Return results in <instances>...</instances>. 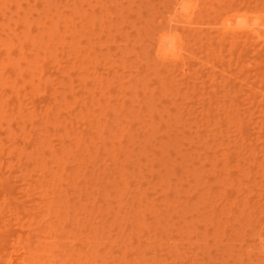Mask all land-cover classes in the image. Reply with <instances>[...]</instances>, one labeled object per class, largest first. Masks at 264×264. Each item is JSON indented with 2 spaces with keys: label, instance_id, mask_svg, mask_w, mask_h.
Returning a JSON list of instances; mask_svg holds the SVG:
<instances>
[{
  "label": "rangeland",
  "instance_id": "374dc122",
  "mask_svg": "<svg viewBox=\"0 0 264 264\" xmlns=\"http://www.w3.org/2000/svg\"><path fill=\"white\" fill-rule=\"evenodd\" d=\"M9 1L14 9L5 10L8 3L0 7V62H12L16 71L0 72V80L8 86L21 82L14 97L22 110L13 112L23 111L20 120L28 123L8 125L9 114L2 121L7 135L0 137V148L2 144L14 157L5 154L0 166L3 178L15 188L10 186L14 200L8 199L6 212L0 211L5 217L0 215V229L8 222L17 229L13 225L19 221L22 231L37 232L44 221L42 231L55 230V236L50 245L36 247L42 257L52 253L55 264H264V33L243 42L248 31L264 29V0H195L199 5L192 0L196 21L189 25L184 16H174L176 0H30L20 16L16 10L24 0ZM27 21L34 25L30 33ZM91 24L98 26L90 28ZM151 24L154 31L148 29ZM167 25L187 35L189 48L183 59L189 65L158 61L155 35ZM25 28L29 44L22 48L21 42L11 40ZM44 44L50 51L40 49ZM11 45L16 47L13 56ZM16 59L27 65L23 69L31 65L35 76L21 77ZM43 84L51 87L45 90ZM65 96L66 104L60 102ZM8 103L5 112L12 110ZM52 125L64 133L51 131ZM37 142L47 154L42 148L35 151ZM80 143L84 146L79 150ZM40 199L43 209L36 206ZM8 209L32 210L35 216L31 212L20 217L14 211L15 216L10 215Z\"/></svg>",
  "mask_w": 264,
  "mask_h": 264
},
{
  "label": "bare ground",
  "instance_id": "6f19581e",
  "mask_svg": "<svg viewBox=\"0 0 264 264\" xmlns=\"http://www.w3.org/2000/svg\"><path fill=\"white\" fill-rule=\"evenodd\" d=\"M34 1V0H33ZM101 1V0H100ZM174 2H175V0H173ZM192 0H176V2L174 3V6H173V9H174V16H184V18L187 20H185L186 22H187V24L189 25V24H191L190 22H192V21H194L195 19V17L194 18H192L194 15V13H193V7H194V3L192 4L193 5V7L192 8H190L192 5H191V2ZM195 1V0H194ZM219 1H221V0H219ZM24 4H20V7L18 8V11L16 10V12L18 13L17 15H19L20 16V14H21V12L22 11H24L25 10V8H26V6L27 5H30V3H31V1L30 0H27V2L24 0ZM29 2V3H28ZM36 2V1H35ZM262 2H264V1H262ZM4 3H12V1H9V0H6V1H4V2H0V7H1V5H3ZM27 3V4H26ZM62 3V2H61ZM97 3H98V1H97ZM209 3V2H208ZM219 3V2H218ZM217 3V4H218ZM9 4V6L8 7H6L5 8V10L7 9V10H11V9H14L15 8V6L14 5H10ZM197 3H196V1H195V5H196ZM207 4V3H206ZM206 4H205V7H206ZM221 4V3H220ZM224 4H225V2H224ZM62 5V4H61ZM197 5H199V2H198V4ZM261 5V4H260ZM204 6V5H203ZM215 6V5H214ZM58 7V6H57ZM216 7V6H215ZM217 7H219V6H217ZM216 7V8H217ZM224 7H226V6H224ZM27 8H28V6H27ZM198 8V7H197ZM197 8H195V9H197ZM203 8V7H202ZM207 8H208V6H207ZM220 8V7H219ZM221 8H223V6L221 7ZM262 8V7H261ZM58 9V8H57ZM209 9V8H208ZM215 9V8H214ZM258 9V8H257ZM1 10V9H0ZM5 10H2V11H5ZM28 10H30V9H28ZM74 10H76V9H74ZM102 10V9H101ZM199 10V9H198ZM201 10H203V9H201ZM200 10V11H201ZM211 10V9H210ZM262 10V9H261ZM33 11V10H32ZM54 11V10H53ZM107 11H109V10H107ZM161 11V10H160ZM205 11H207V10H205ZM262 11H264V10H262ZM57 13H58V10L56 11ZM72 12V11H71ZM169 12H171V11H169ZM199 12V11H198ZM27 13V12H26ZM44 13V12H43ZM46 13V12H45ZM44 13V14H45ZM51 13V12H50ZM56 13V14H57ZM200 13H202V12H200ZM200 13H199V15H200ZM204 13V12H203ZM206 14H207V12H205ZM93 14H95V13H93ZM168 14V13H167ZM173 13L171 12L170 13V17H173L174 19H178L177 17L175 18L173 15H172ZM96 15V14H95ZM209 15V14H208ZM18 16V17H19ZM58 16V15H57ZM94 16V15H93ZM104 16V15H103ZM262 16V15H261ZM261 16H259V18H261ZM48 17V16H47ZM96 17V16H95ZM168 17V16H167ZM255 17V16H254ZM172 18V19H173ZM49 19V18H48ZM52 19H54V18H52ZM52 19H51V21H52ZM97 19V18H96ZM173 19V20H174ZM193 19V20H192ZM255 19V18H254ZM73 20V19H72ZM88 20V19H87ZM94 20V19H93ZM151 20V19H150ZM192 20V21H191ZM26 20H24V22H25ZM50 21V20H49ZM98 22L99 21H101V20H97ZM148 21V20H147ZM160 21V20H159ZM158 21V22H159ZM179 21V20H178ZM184 21V20H183ZM196 21V20H195ZM153 22V21H152ZM156 23V24H158V26L159 25H162V22L159 24V23ZM173 23L175 22V21H172ZM172 22H171V24H172ZM212 22V21H211ZM3 23L5 24H7V20H3ZM54 23V22H53ZM154 23V22H153ZM193 23V22H192ZM49 24V26H50V23H48ZM101 24V23H100ZM170 24V23H169ZM171 24H170V26H171ZM175 24V23H174ZM174 24H172V25H174ZM203 24H206V23H203ZM58 25V24H57ZM92 25V24H91ZM95 25V26H94ZM207 25H209V24H207ZM9 26H10V24H9ZM15 26L16 27H18L16 30H14L15 32H17L18 31V29H19V27L21 26L20 25V21L19 22H16L15 23ZM26 26H27V29H28V32L30 33V32H32V28H33V23H31V22H29V21H27V24H26ZM48 26V27H49ZM56 26V25H55ZM96 26H98V24H93L90 28H93V27H96ZM157 26V27H158ZM168 26V27H167ZM166 27H167V29H162L161 28V30L159 29V32L157 31V34L155 35V39L156 40H154L153 39V36H152V39L155 41V45H154V48H155V52H156V57L158 58V61L159 60H162L163 62H164V60L166 61V62H169V63H172V61H175V62H179V61H181V63L183 64L182 66L184 67V65H189V64H185V62H184V59L186 58L185 57V53L187 52V49L189 48L188 46H187V41H189V39L188 40H186V39H184V37L185 38H188L187 37V35H183V34H180V33H178V29H172V28H174V26L173 27H169V25H167ZM261 26H262V24H261ZM53 28H54V24H53V26H52ZM51 27V28H52ZM88 27V26H87ZM155 27V26H154ZM165 27V28H166ZM258 27V26H257ZM52 28V29H53ZM89 28V29H90ZM106 28V27H105ZM176 28V27H175ZM1 29V28H0ZM55 29V28H54ZM53 29V30H54ZM102 29V28H101ZM148 29H149V31H151L150 29H153V31H154V28H153V26H152V24L151 25H149L148 26ZM148 29H147V31H146V29L144 30V31H146V32H148ZM158 28H156L155 30H157ZM50 30V29H49ZM51 30L52 31V33H50L49 34V36L51 35V34H53L54 33V31L56 30ZM62 30H64V29H62ZM100 30V29H99ZM107 30V29H106ZM180 31H182L181 29H179ZM42 31V30H41ZM97 31V30H96ZM105 31V30H104ZM43 32H44V30H43ZM45 32H46V29H45ZM90 32H91V30H90ZM100 32H102V31H100ZM185 32V31H184ZM183 32V33H184ZM207 32V31H206ZM205 32V33H206ZM23 33H26V35H27V31H26V28H25V31L23 30L20 34H15L14 35V37H15V39L14 38H12V35H9V37H7V38H12V43L13 44H15V43H19V42H21L22 43V48H25V46H26V44L28 45L29 44V36H26L25 34V36H23ZM84 33V32H83ZM152 33H154V32H152ZM191 33V32H190ZM189 33V34H190ZM196 33V32H195ZM198 33V32H197ZM248 34H250V35H247L246 36V34L245 33H243L242 35H241V37H244V36H246L244 39H245V41H243L244 43H249L250 41H251V39L253 38V35H257V36H259V35H261V33H264V29H260V31L258 30V28H254V29H252V30H250V31H248L247 32ZM85 34V33H84ZM88 34V33H87ZM101 34V33H100ZM150 34V33H149ZM187 34V33H186ZM89 35V34H88ZM87 35V36H88ZM183 35V36H182ZM199 35V34H198ZM84 36V35H83ZM51 37L52 36H50V39H51ZM7 38H6V40H7ZM44 38V37H43ZM194 38H196L195 36H193L191 39L192 40H194ZM203 38V37H202ZM201 38V39H202ZM197 39V38H196ZM200 39V40H201ZM203 39H205V38H203ZM203 39H202V41H203ZM243 39V40H244ZM18 42H17V41ZM48 40V39H47ZM199 40V39H198ZM212 40V39H211ZM250 40V41H249ZM149 41V40H148ZM211 42V41H210ZM47 43V42H46ZM190 43V42H189ZM154 44V43H153ZM213 44V43H212ZM44 45H46V44H44ZM12 46V45H11ZM11 46L9 47V49H8V51H11V54H10V56H13L14 54H12V51H16V47H13V48H11ZM16 46V45H15ZM186 47H188L187 49H186ZM39 48V47H38ZM40 49H42V51H44V52H46V51H50V49H51V46H49V45H46V46H44V47H42V46H40ZM88 49V48H87ZM90 49V48H89ZM193 49V48H192ZM87 51V50H86ZM89 51V50H88ZM243 52V51H242ZM137 53V52H136ZM189 53V52H188ZM249 53V52H248ZM47 54V53H46ZM138 54V53H137ZM138 55H140V54H138ZM190 55V54H189ZM244 55V52L242 53V56ZM248 55V54H247ZM185 57V58H184ZM184 58V59H183ZM153 59H154V57H153ZM152 59V60H153ZM188 59V58H187ZM189 60V59H188ZM140 61V60H139ZM183 61V62H182ZM14 62H16V64L20 67L21 66V70L19 71V74L21 75V77H27V76H29L28 78H30V77H32V75L33 76H35V72L34 71H32V69H33V67L31 66H29V68H26V69H23L22 67L23 66H26L27 67V65L26 64H24V63H22L19 59H16V60H14ZM19 62V63H18ZM142 62V61H141ZM158 63V62H157ZM190 63H191V61H190ZM95 64V63H94ZM150 64V63H149ZM148 64V65H149ZM173 64H175V63H173ZM178 64V63H177ZM180 64V63H179ZM14 65L15 64H13L12 62H7V60L6 59H4L3 61H1L0 62V72H4V71H13L14 73H15V71H16V69L14 68ZM96 65V64H95ZM146 65V64H145ZM169 65H171V64H169ZM176 65V64H175ZM143 66V65H142ZM11 67V68H10ZM173 67V66H172ZM176 67V66H175ZM177 67H178V65H177ZM176 67V68H177ZM183 67H182V70H183ZM255 67H256V65H255ZM142 68V67H141ZM159 68L160 69H157L158 70V72H159V70H163V69H161V67L159 66ZM174 68V67H173ZM179 68V67H178ZM155 69V68H154ZM181 69V68H180ZM185 69V68H184ZM187 69V68H186ZM185 69V70H186ZM260 69V68H259ZM148 70V69H147ZM179 70V69H178ZM184 70V71H185ZM262 70H264V69H262ZM154 71V73H155V70H153ZM152 71V72H153ZM166 71V70H165ZM184 71L182 72L181 71V74L183 73V76H185V74H184ZM188 71V70H187ZM108 73V72H107ZM159 73H161L162 74V72L160 71ZM163 73H165V72H163ZM169 73H170V71H169ZM169 73H166V74H169ZM186 73H188V72H186ZM10 74V73H9ZM144 75V74H143ZM147 75V74H146ZM165 74H163V76H164ZM180 75V74H179ZM44 76V75H43ZM110 76H111V74H110ZM142 76V75H141ZM168 76V75H167ZM187 76H189L188 74H187ZM187 76H185V77H187ZM108 78H109V74H108V76H107ZM143 77V76H142ZM144 77H145V75H144ZM250 77H251V75H250ZM166 79H167V77H165ZM164 78V79H165ZM200 78V77H199ZM210 78V77H209ZM248 78V77H247ZM7 79L9 80L10 79V77L8 76L7 77ZM33 79V78H32ZM42 79V78H41ZM40 79V80H41ZM111 79V78H110ZM134 79V78H133ZM163 79V78H162ZM164 79H163V81H164ZM165 79V81H167ZM187 79H190L189 77H187ZM3 80V79H2ZM43 80V79H42ZM5 81V80H4ZM1 82V80H0V82H1V86H2V88H5V91H6V95H3V96H1L0 95V137H1V139H2V136H4V135H7L2 129H3V127H4V125H6V124H4L3 125V123H2V121H4L5 119H7V117H6V114H9V115H7L8 116V122H7V124L8 125H12V122H13V125H19V124H21L20 122H24V123H26L27 121H22V120H20L21 118H22V116L24 115L25 116V114H23L22 112L23 111H18V112H13V111H16V108H18V105L20 104V102L19 103H17V99L14 97V95L16 94V92H15V89L18 87L17 86V84L19 85V84H21V82H17V83H14V82H11L10 83V85L11 86H8V83L7 82ZM10 81V80H9ZM18 81V80H17ZM79 81V80H78ZM216 81V80H215ZM33 82L35 83V82H37V81H35V79L33 80ZM81 82V81H80ZM100 82V81H99ZM103 82V81H102ZM167 82H169V80L167 81ZM15 85H14V84ZM42 83H44L43 81L41 82V85H42ZM103 83H105V82H103ZM102 83V84H103ZM166 82H164V84H165ZM195 83V82H194ZM45 84H47V83H45ZM45 84H43L44 85V87H45ZM102 84H101V86H102ZM66 85H67V83H66ZM106 85V84H105ZM123 85V84H122ZM174 85V84H173ZM214 85V84H213ZM8 86V87H7ZM14 86V87H13ZM27 86V85H26ZM40 86V85H39ZM47 86V85H46ZM49 86V85H48ZM47 86V87H48ZM62 86V85H61ZM104 86V85H103ZM102 86V87H103ZM164 86H166V84L164 85ZM176 86H178V85H176ZM13 87V88H12ZM43 87V86H42ZM47 87H45V90H46V88ZM51 86H49L48 87V89L50 88ZM63 87H64V85H63ZM68 87V86H67ZM100 87V86H99ZM162 87V86H161ZM31 89H33V87L31 88ZM64 89V88H63ZM63 89H61V90H63ZM167 89V88H166ZM16 90H18V89H16ZM60 90V91H61ZM97 90V89H96ZM103 90V89H102ZM105 90V89H104ZM124 90H125V88H124ZM162 90H163V88H162ZM67 91V90H66ZM65 91V92H66ZM101 91V90H100ZM177 91V90H176ZM196 91V90H195ZM32 92V94H33V92L34 91H31ZM68 92V91H67ZM125 92V91H124ZM164 92V91H163ZM202 92V91H201ZM15 93V94H14ZM59 93V92H58ZM112 93V92H111ZM126 93V92H125ZM53 94L54 95H56V92L54 93L53 92ZM59 94H61V92L59 93ZM106 94H110V93H106ZM206 94V93H205ZM211 94V93H210ZM97 95V94H96ZM216 95V94H215ZM58 96H60V95H58ZM7 98V101H5V102H2L1 100L2 99H4V98ZM148 97V96H147ZM57 98V97H56ZM224 98V97H223ZM57 99H59V97L57 98ZM56 99V100H57ZM61 99V98H60ZM210 99V98H209ZM12 100V101H11ZM62 100V101H61ZM60 100V102H63L64 104H66V100H67V98H66V96L65 97H62V99ZM218 100V99H217ZM12 102V104H13V107H12V110H10V111H6L5 112V108L6 107H4L5 105H4V103L8 106V102ZM19 101V100H18ZM58 102V101H57ZM261 103H264V101H261ZM16 104H18L17 105V107H16ZM62 103H60V105H61ZM87 104H89V103H87ZM253 104V103H252ZM10 105H11V103H10ZM21 105V104H20ZM63 105V104H62ZM85 105V104H84ZM210 105V104H209ZM262 105V104H261ZM12 106V105H11ZM22 106V105H21ZM63 106H65V105H63ZM207 106V105H206ZM85 107H86V105H85ZM204 107H205V105H204ZM48 108V107H47ZM47 108H46V110H45V112H47L48 110H50V109H48L47 110ZM82 108V107H81ZM88 108V107H87ZM117 108V107H116ZM18 109H21V107L20 108H18ZM83 109V108H82ZM84 109H86V108H84ZM83 109V110H84ZM232 109V108H231ZM1 110H3L4 111V113H3V111H1ZM22 110V109H21ZM88 110V109H87ZM234 110V109H233ZM144 111V110H143ZM10 112H11V114H12V112L13 113H15V114H10ZM22 113V114H21ZM41 113H43V112H41ZM82 113V112H81ZM234 113V112H233ZM45 114V113H44ZM49 114H51V113H47V115H49ZM53 114V113H52ZM4 115H5V117H4ZM11 115V116H10ZM16 115V116H15ZM22 115V116H21ZM79 115H80V113H79ZM84 115V114H83ZM86 115V114H85ZM84 115V117L86 118V116ZM88 115V114H87ZM99 115V114H98ZM233 115V114H232ZM24 116H23V118H24ZM44 116V115H43ZM50 116V115H49ZM48 116V117H49ZM89 117H90V115H88ZM21 117V118H20ZM46 117V116H45ZM67 118H68V116H66ZM83 117V118H84ZM88 117V118H89ZM198 117V116H197ZM200 117V116H199ZM207 117V116H206ZM236 117V116H235ZM5 118V119H4ZM22 118V119H23ZM51 118V117H50ZM57 118H59V117H57ZM61 118V117H60ZM59 118V119H60ZM65 118V117H64ZM98 118V117H97ZM208 118V117H207ZM3 119V120H2ZM45 119L46 118H43V120L45 121ZM56 119V118H55ZM53 120V122H54V119H52ZM61 120V119H60ZM89 120H90V118H89ZM197 120V119H196ZM12 121V122H11ZM46 121H47V119H46ZM51 121V120H50ZM66 121V120H65ZM67 121H68V119H67ZM91 121V120H90ZM96 121V120H95ZM199 121V120H198ZM202 121V120H201ZM49 122V121H48ZM52 122V121H51ZM61 122V121H60ZM59 122V123H60ZM23 123V124H24ZM28 123V122H27ZM47 123V122H46ZM62 123V122H61ZM88 122H86V124H87ZM50 124V123H49ZM53 124V123H52ZM64 124V123H63ZM65 124H67V125H69L68 124V122L67 123H65ZM65 124L64 125H62L61 124V126H65ZM198 124V123H197ZM196 124V125H197ZM29 125V124H28ZM34 125V124H33ZM42 125V124H41ZM85 125V124H84ZM169 125V124H168ZM43 126V125H42ZM58 125H56V127H57ZM99 126V125H98ZM166 126V125H165ZM207 126V125H206ZM50 127H53V125L52 126H50ZM49 127V128H50ZM54 127H55V125H54ZM51 128L50 130L51 131H53V129H56V130H58L59 132H63L64 133V131H62L61 130V127H57V128ZM67 127V129H68V126H65V128ZM92 127V126H91ZM63 128V127H62ZM200 129H201V127H200ZM63 130H64V128H63ZM203 130V129H202ZM49 131V130H48ZM66 132V131H65ZM18 132H16L14 135H16ZM50 133V132H49ZM57 133V132H56ZM62 133V134H63ZM54 134V133H53ZM68 134V133H67ZM44 135V134H43ZM57 135V134H56ZM215 135V134H214ZM61 136V135H60ZM63 136V135H62ZM93 136V135H92ZM9 137H12V133L10 134V136ZM8 136H5L4 138H9ZM15 137V136H14ZM27 137V136H26ZM42 137V136H41ZM45 137V136H44ZM65 137V136H64ZM83 137V136H82ZM21 138V137H20ZM40 138V137H39ZM1 139H0V142H2L1 141ZM10 139V138H9ZM8 139V140H9ZM13 139V138H12ZM42 139V138H41ZM57 139H58V137H57ZM66 139V138H65ZM78 139V138H77ZM87 139V138H86ZM20 140V139H19ZM23 140V139H22ZM26 140V139H25ZM38 140V139H37ZM62 140V139H61ZM68 140V139H67ZM142 140V139H141ZM4 141H5V139H4ZM28 141L29 140H27V142L26 141H24V143H23V146H25V144L26 143H28ZM58 141V140H57ZM64 141V140H63ZM66 141V140H65ZM77 141H80V140H77ZM83 141H84V139H83ZM6 142V141H5ZM8 142V141H7ZM26 142V143H25ZM35 142V140L33 141V143ZM38 142H39V140H38ZM37 142V143H38ZM42 142V141H41ZM45 141H43L42 143H44ZM17 143H18V140H17ZM31 142H29L28 144H30ZM36 143V142H35ZM40 143V142H39ZM39 143L37 144L38 145V148H39V146L41 145H39ZM68 143V142H67ZM76 143L77 142H75V145H76ZM86 143V142H85ZM28 144H26V147H28ZM60 144H64V143H60ZM83 144H84V142H83ZM82 144V145H83ZM210 144V143H209ZM232 144V143H231ZM32 146H33V144H31ZM30 145V146H31ZM36 145V146H37ZM43 145H45V143L43 144ZM49 145V144H48ZM65 145V144H64ZM80 146H79V150L80 149H82V145H81V143L79 144ZM85 145V144H84ZM83 145V146H84ZM36 146H34L33 148H35ZM88 146V145H87ZM86 146V147H87ZM91 146H93V145H91ZM1 147L2 148H0V159L2 158H4L3 156L6 154V152H7V150L5 149L6 147H4V146H2V144H1ZM4 147V148H3ZM44 147V146H43ZM48 147V146H47ZM81 147V148H80ZM37 148V150H35V151H37L38 152V150L39 151H41L42 149L44 150V148H42L41 146H40V148L38 149ZM42 148V149H41ZM46 148V147H45ZM66 148H68V147H66ZM93 148V147H92ZM41 149V150H40ZM64 149H65V147H64ZM88 149H89V147H88ZM91 149V148H90ZM22 150L23 149H21V152H22ZM25 150V149H24ZM34 150V149H33ZM42 150V151H43ZM85 149L83 148V150H81V151H84ZM87 150V149H86ZM20 151V150H19ZM18 151V152H19ZM26 151V150H25ZM45 151V150H44ZM49 151H50V149H49ZM59 151H63V150H59ZM66 151H68V150H66ZM66 151H64V152H66ZM89 151H91V150H89ZM3 152V153H2ZM16 152V151H15ZM24 152V151H23ZM56 152V151H55ZM78 152V151H77ZM8 153H9V151H8ZM10 153H12V152H10ZM33 154L34 153H36V152H32ZM38 153H40V152H38ZM44 153V152H43ZM45 153H46V151H45ZM54 153V152H53ZM17 154L18 153H16V157H18L17 156ZM21 154V153H20ZM47 154V153H46ZM46 154H44V155H46ZM57 154V153H56ZM81 154V153H80ZM32 155V154H31ZM30 154H29V156H31ZM43 155V154H42ZM66 155H68V154H66ZM6 156H8V157H10L11 158V160H12V158L14 157V155H7L6 154ZM20 156V155H19ZM22 156V155H21ZM33 156V155H32ZM32 156H31V158H32ZM39 156H41L40 154H39ZM39 156H37L36 155V157H37V159L39 158ZM51 156H53V155H51ZM55 156V155H54ZM81 156V155H80ZM79 156V157H80ZM129 156V155H128ZM132 156V155H131ZM130 156V157H131ZM28 157V156H27ZM35 157V156H34ZM44 157V156H43ZM50 157V156H49ZM160 157V156H159ZM179 157V156H178ZM200 157V156H199ZM6 159V158H5ZM3 160V161H5V162H3L4 163V165L3 166H5V163H7L6 162V160ZM20 159V158H19ZM24 159V158H23ZM26 159V158H25ZM36 159V160H37ZM50 159V158H49ZM55 159V158H54ZM56 159H57V157H56ZM172 159V158H171ZM249 159H251V158H249ZM22 160V159H21ZM34 160H35V158H34ZM35 160V161H36ZM53 160V159H52ZM58 160H59V157H58ZM7 161H8V158H7ZM49 161H51V160H49ZM56 161V160H55ZM169 161V160H168ZM168 161H166V163L165 164H167V162ZM242 161V160H241ZM57 162V161H56ZM62 162V161H61ZM59 163V162H58ZM57 163V164H58ZM130 163V162H129ZM162 163V162H161ZM160 163V164H161ZM174 163V162H173ZM11 164V163H10ZM51 164V163H50ZM152 164V163H151ZM175 164V163H174ZM173 164V165H174ZM7 165V164H6ZM53 165H54V163H53ZM60 165V164H59ZM163 165V164H162ZM52 166V165H51ZM64 166H66L65 164H64ZM63 166V167H64ZM10 167V166H9ZM43 167V166H42ZM46 167V166H45ZM54 167V166H53ZM56 167H57V165H56ZM56 167H54V170H59L60 169V167L58 168L57 167V169H55ZM170 167H171V165H170ZM40 168V167H39ZM48 168V167H47ZM11 169H13L12 168V166H11ZM21 169V168H20ZM42 169V168H41ZM45 169V168H44ZM49 170H50V168H48ZM62 169V168H61ZM65 169V168H64ZM3 167L2 166H0V211L1 212H3V209L5 210V212H6V206L9 204V200L8 199H10V200H12L13 199V197H10V192L12 191V187L10 188V186H13V185H10L11 183H9V185H8V182H7V180H6V178H3V176H2V174H3ZM40 170V169H39ZM46 170V169H45ZM34 171V170H33ZM43 171V170H42ZM61 171V170H60ZM25 172V171H24ZM24 172H22V173H24ZM48 173V172H47ZM46 173V174H47ZM51 173V172H50ZM53 173V172H52ZM61 173H63V172H61ZM61 173H58V174H61ZM45 174V175H46ZM4 175V174H3ZM32 175V174H31ZM43 175V174H42ZM41 175V176H42ZM56 175V174H55ZM62 175V174H61ZM67 175H68V173L65 175L66 177H67ZM11 176V175H10ZM35 176V175H34ZM52 176H53V174H52ZM57 176V175H56ZM59 176V175H58ZM6 177V176H5ZM44 177H46V176H44ZM51 177V176H50ZM62 177V176H61ZM37 178H39L40 179V175L37 177ZM49 178V177H48ZM47 178V179H48ZM52 178V177H51ZM54 178V177H53ZM52 178V179H53ZM58 179H60L59 177H57ZM70 178V177H69ZM24 179V178H23ZM58 179H56L57 181H58ZM65 179V178H64ZM13 180V179H12ZM14 181H21V178H20V180H14ZM37 181H39V180H37ZM42 181H43V179H42ZM36 182V181H35ZM40 182V181H39ZM44 182V181H43ZM60 182V181H59ZM59 182H56V183H59ZM54 183V182H53ZM26 184V183H25ZM36 184H37V182H36ZM60 184H61V182H60ZM19 185V184H18ZM24 185V184H23ZM52 185V184H51ZM57 186H58V184H56ZM61 185H63V184H61ZM15 186V185H14ZM13 186V187H14ZM19 186H21V185H19ZM25 186H27V184L25 185ZM39 186V185H38ZM53 186H55V184L53 185ZM52 186V187H53ZM56 186V187H57ZM40 187H41V184H40ZM15 188V187H14ZM23 188H25V187H23ZM29 188V187H28ZM54 188V187H53ZM10 189H11V191H10ZM45 189V188H44ZM22 190V189H21ZM43 190V189H42ZM54 190H56V189H54ZM29 190H26V192H28ZM31 191V190H30ZM88 191V190H87ZM13 192V191H12ZM19 192V191H18ZM22 194H23V196L25 197V195H24V192H22V191H20ZM25 192V193H26ZM41 192V191H40ZM45 192H46V190H45ZM52 192H53V190H51V194H52ZM61 192V191H60ZM93 192V191H92ZM21 193H19V194H21ZM59 193V192H58ZM57 192H56V194H58ZM8 194H9V197L10 198H8ZM14 194H15V192H14ZM55 194V193H54ZM54 194H53V196H54ZM56 194H55V197L54 198H56ZM11 195H13V194H11ZM45 195H47V194H45ZM61 195V194H60ZM59 195V196H60ZM94 195H96V192L94 193ZM19 196V195H18ZM26 196H28V194L26 195ZM40 196V195H39ZM39 196H38V198H39ZM93 196V195H92ZM20 197H21V195H20ZM20 197H18V198H20ZM23 197V198H24ZM30 197H31V195H30ZM63 197V196H62ZM22 198V199H23ZM82 198V197H81ZM16 199V198H15ZM21 199V200H22ZM27 199V198H26ZM26 199H24L25 201H28V200H26ZM31 199V198H30ZM63 199V198H62ZM94 199V198H93ZM14 200V199H13ZM12 200V201H13ZM41 200V199H40ZM39 200V201H40ZM51 200V203H53L52 202V199H50ZM50 200H47V201H50ZM54 200V199H53ZM115 200H116V198H115ZM24 201V202H25ZM66 201V200H65ZM91 201V200H90ZM23 202V203H24ZM29 202V201H28ZM44 201H40L39 203V205H36V206H40L41 204L43 205L44 203H43ZM55 202V201H54ZM36 204H38V203H36ZM48 204H50V202H48ZM64 204V203H63ZM41 205V206H42ZM66 205V204H65ZM9 206V205H8ZM31 206V205H30ZM40 206V208H42L43 209V207H41ZM50 206H52V205H50ZM57 206V205H56ZM31 207H33V206H31ZM46 207H48L47 205H46ZM58 207V206H57ZM92 207V206H91ZM15 208V207H14ZM14 208H12V209H14ZM34 208H35V205H34ZM40 208H38V207H36L35 208V210H39ZM93 208V207H92ZM18 209V208H17ZM31 209V208H30ZM58 209V208H57ZM89 209V208H88ZM9 210H11V209H8V211ZM15 210H16V208H15ZM23 211H25L24 213L22 212L21 213V211H14V210H11L12 212H8V213H10V215L11 214H13V211H14V213H16V212H20L21 214H17V215H22V214H24V215H27V214H29L30 215V213L32 212V210L30 211V212H27L25 209H22ZM34 210V209H33ZM54 210V209H53ZM52 210V211H53ZM56 210V209H55ZM77 210V209H76ZM75 210V211H76ZM86 210V209H85ZM91 210V209H90ZM138 210V209H137ZM254 210V209H253ZM256 210V209H255ZM40 211H42V210H40ZM51 211V212H52ZM93 211V210H92ZM0 212V213H1ZM4 212V213H5ZM36 212V211H35ZM39 212V211H38ZM56 212H58L57 210H56ZM66 212V211H65ZM27 213V214H26ZM37 213V212H36ZM60 213V212H59ZM95 213V212H94ZM3 214V213H2ZM7 214V213H6ZM32 214V217H34L35 215L33 214V212L31 213ZM39 214H40V212H39ZM42 214V213H41ZM83 214H84V212H83ZM89 214H91V212L89 213ZM251 214V213H250ZM1 215V214H0ZM3 215H5V214H3ZM9 215V214H8ZM14 215V214H13ZM49 215H50V213L48 214L47 213V216L49 217ZM55 215V214H54ZM53 215V216H54ZM82 215V214H81ZM85 215V214H84ZM94 215V214H93ZM136 215V214H135ZM140 215V214H139ZM138 215V216H139ZM243 215H245V213L243 214ZM253 215V214H252ZM2 216V215H1ZM15 216V215H14ZM69 215H67V217H68ZM137 216V215H136ZM141 216V215H140ZM3 218H5L4 216H2ZM17 217V216H16ZM20 217H22V216H20ZM51 217V216H50ZM65 217V216H64ZM1 218V217H0ZM10 220H11V218L14 220V217H12L11 216V218H10V216L8 217ZM27 218V217H26ZM29 218H31L30 216H29ZM47 218V217H46ZM58 217L57 216H55V218L54 219H57ZM60 218V217H59ZM18 219V218H17ZM24 219V218H23ZM38 219V218H37ZM49 220H51L52 221V223L51 224H53V221L54 220H52V218L50 219V218H48ZM47 219V221L49 222V220ZM67 219V218H66ZM85 219V218H84ZM6 219H4V221H5ZM81 220V219H80ZM89 220V219H88ZM4 221H2V222H4ZM7 222L9 221L8 219L6 220ZM26 221V220H25ZM28 221V220H27ZM31 221V222H30ZM36 221H38V220H36ZM57 221H59V220H57ZM79 221V220H78ZM7 222H5V223H7ZM14 222H16V223H14ZM13 223L15 224V225H13V226H16L15 228H17V229H14V228H12V223H10V222H8L7 224H5V225H3V224H1L2 226H3V228L2 229H5L6 227H8V228H6L5 230H2V229H0V264H55L52 260H54L55 259V257L53 258V256L51 255L52 253H50V254H48V255H50V256H46L45 254H44V256H46V257H42V253L40 254H38V247H41V246H43V245H46V244H49L50 245V241L49 240H52L51 238L53 237V236H55V235H52V232L53 231H55V230H48V233H46V232H43L42 230H43V228H42V226H43V224L41 223V228H38L37 229V232H36V230H33V231H31V230H28L29 228H28V226L30 225L29 224V222L32 224L33 222H32V218L29 220V222H27L28 223V225H27V230L26 231H22L23 230V225H21V224H19V221H14ZM22 222V221H21ZM71 222V221H70ZM86 222V221H85ZM26 223V222H25ZM26 223V224H27ZM38 223V222H37ZM50 223V222H49ZM83 223V222H82ZM24 224V223H23ZM36 224V223H35ZM46 224V223H45ZM76 224V223H75ZM38 225V224H37ZM36 225V226H37ZM71 225H72V223H71ZM4 226H6V227H4ZM11 226V227H10ZM50 226V225H49ZM53 226H54V224H53ZM140 226V225H139ZM20 227H22V228H20ZM31 227V226H30ZM35 227V226H34ZM50 227H52V226H50ZM76 227H77V225H76ZM112 227H113V225H112ZM141 227V226H140ZM140 227H138V228H140ZM145 227V226H144ZM32 228V227H31ZM55 228H56V226H55ZM61 228H62V226H61ZM143 228V227H142ZM15 230L14 232L12 231V230ZM54 229V228H53ZM58 229V228H57ZM153 229H154V227H153ZM156 229V228H155ZM2 230V231H1ZM24 230H25V228H24ZM140 230H141V228H140ZM157 230V229H156ZM18 231V233H21V235H19L18 233V235L19 236H17V234L15 235L14 233H16ZM71 231H73V229L71 230ZM151 231H153V230H151ZM34 232V234H32ZM139 232H141V231H139ZM154 232V231H153ZM54 234V233H53ZM57 235H58V233H57ZM259 237V236H258ZM260 237H261V235H260ZM38 238V239H37ZM12 239V240H11ZM34 239H37L36 241H37V243H35L34 241ZM261 239V238H260ZM259 239V240H260ZM8 240H10V241H8ZM48 240V241H47ZM55 239H53V241H54ZM257 240H258V238H257ZM256 240V241H257ZM259 240H258V242H259ZM33 241V242H32ZM52 242V241H51ZM42 244V245H37V244ZM53 243H55V242H53ZM58 243V242H57ZM260 244H261V242H259ZM258 243V244H259ZM59 244V243H58ZM262 244H264V243H262ZM35 245V246H34ZM36 245L38 246V247H36ZM52 245V244H51ZM48 246V245H47ZM47 246H46V248H47ZM37 248V250H36V248ZM50 247V246H49ZM44 249V248H43ZM42 249V250H43ZM62 249V248H61ZM47 250V249H46ZM58 250H59V248H58ZM50 251V250H49ZM51 251H53V250H51ZM50 251V252H51ZM63 251H64V249H63ZM40 252V251H39ZM44 252V251H43ZM37 253V254H36ZM55 253V252H54ZM47 254V253H46ZM57 254H58V252H57ZM56 254V255H57ZM65 254V253H64ZM127 254V253H126ZM23 257L24 256V258H20V257ZM55 256V255H54ZM3 257V258H2ZM61 257V256H60ZM2 258V259H1ZM43 258H45V260L43 261ZM52 258V259H51ZM64 258H65V256H64ZM155 262V261H154ZM63 263H65V262H63ZM155 264H158L157 262L155 263Z\"/></svg>",
  "mask_w": 264,
  "mask_h": 264
}]
</instances>
